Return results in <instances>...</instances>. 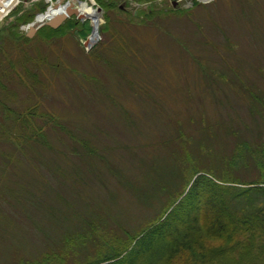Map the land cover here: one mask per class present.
Segmentation results:
<instances>
[{"label": "rangeland", "instance_id": "1", "mask_svg": "<svg viewBox=\"0 0 264 264\" xmlns=\"http://www.w3.org/2000/svg\"><path fill=\"white\" fill-rule=\"evenodd\" d=\"M78 1L100 8L89 48L88 18L28 37L46 0H20L0 23V119L12 107L36 115L21 132L0 121V264H97L154 224L195 173L257 176L228 162L238 141L264 139V0ZM17 132L46 145L20 144ZM70 136L99 156L76 159ZM161 232L122 264L160 261Z\"/></svg>", "mask_w": 264, "mask_h": 264}, {"label": "trees", "instance_id": "2", "mask_svg": "<svg viewBox=\"0 0 264 264\" xmlns=\"http://www.w3.org/2000/svg\"><path fill=\"white\" fill-rule=\"evenodd\" d=\"M110 1L96 0L103 10L110 7ZM44 10L43 8L42 11ZM153 12L151 10V13ZM148 13L145 12V16ZM106 20L109 19L106 17ZM63 26L58 30L43 27L38 34L42 32L48 37L52 33H59ZM254 101L262 105L261 99L255 96ZM33 109L35 108H29L27 111L30 112L24 113L20 108L17 110L13 107L7 108L9 118L12 119L2 117L0 121L3 126L5 123L12 125V128L15 125L18 128L16 131H25L29 129L31 120L36 117ZM61 129L65 130V127L62 126ZM1 130L3 129L0 125V135ZM31 130L35 133L38 127L33 126ZM12 132L14 133L13 130ZM32 133L28 136H21L18 133L13 137L20 144L21 141H27L31 144L36 142L46 145L44 140H40L44 138L42 134L37 135V138ZM256 137L249 142L238 141L236 151L232 153L228 162L229 167L240 163L244 166L248 163L253 164L257 171L256 178L245 182L232 179L225 173V177L218 180L206 173L201 175L195 173L194 180H190L177 200L170 203L154 224L146 227L139 235L130 237L122 252L97 264H122L121 258L131 251L138 239L163 228L164 232L160 234L163 245L162 257L156 264H264V139L259 135ZM70 138L72 142L78 143L74 144L72 151L76 159L77 156L87 157V154L99 156L90 147L88 140H75L73 136ZM21 148L25 149L22 145ZM2 156L3 152L2 155L0 153V160ZM11 162L7 157L4 165L7 166ZM11 196L18 198L15 192H11ZM37 202L38 200L32 204L37 206Z\"/></svg>", "mask_w": 264, "mask_h": 264}, {"label": "bare ground", "instance_id": "3", "mask_svg": "<svg viewBox=\"0 0 264 264\" xmlns=\"http://www.w3.org/2000/svg\"><path fill=\"white\" fill-rule=\"evenodd\" d=\"M20 0H0V4L4 7H7V9H12ZM52 0H46V2H51ZM66 9L63 7H52L50 6V9L43 15H39L37 17L38 23L45 22L48 20V18H52L58 14H62ZM77 13L81 15L82 17L90 18L92 20V24L95 28L99 26V16L96 12V10L89 6L87 2H82L79 4V8H77ZM98 35L93 34L90 37V43H94L97 41Z\"/></svg>", "mask_w": 264, "mask_h": 264}, {"label": "water", "instance_id": "4", "mask_svg": "<svg viewBox=\"0 0 264 264\" xmlns=\"http://www.w3.org/2000/svg\"><path fill=\"white\" fill-rule=\"evenodd\" d=\"M74 2H78L80 3V1L78 0H72V2H64L63 0H59L56 5L54 7L60 6L65 8L66 10L62 13V14H58L52 18H48V21L46 22V24H42L37 26L36 28H31L30 33L28 34V37H31L41 26L43 25H47L53 29L58 28L65 20L66 18L75 15L77 18H79L80 20H83L85 17H82L81 15H79L77 13V9L73 8V3ZM175 6V4H173ZM97 10L99 11L100 8H97ZM11 11V9H7V7H4L0 4V22L3 20V18ZM93 34H98L97 28L95 31L94 26L92 27V33L91 36ZM89 41V40H88ZM86 47L89 46V42H86V44H84Z\"/></svg>", "mask_w": 264, "mask_h": 264}]
</instances>
